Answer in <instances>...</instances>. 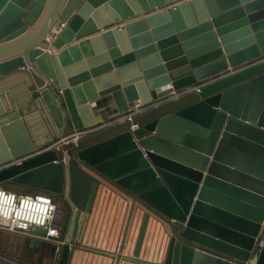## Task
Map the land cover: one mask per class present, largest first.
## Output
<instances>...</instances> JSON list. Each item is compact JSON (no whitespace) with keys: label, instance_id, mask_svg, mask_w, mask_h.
Here are the masks:
<instances>
[{"label":"water","instance_id":"1","mask_svg":"<svg viewBox=\"0 0 264 264\" xmlns=\"http://www.w3.org/2000/svg\"><path fill=\"white\" fill-rule=\"evenodd\" d=\"M262 54L264 0H0V78L19 66L30 78L20 96L0 89V183L63 194L70 208L57 204V234L29 233L65 240L68 263L72 211L83 217L98 182L86 166L134 193L129 218L139 200L170 224L155 264H264V91L250 98L264 89ZM245 63L137 114L135 128L124 120L24 157L66 134L67 119L93 124ZM170 111L207 134H165Z\"/></svg>","mask_w":264,"mask_h":264},{"label":"crops","instance_id":"2","mask_svg":"<svg viewBox=\"0 0 264 264\" xmlns=\"http://www.w3.org/2000/svg\"><path fill=\"white\" fill-rule=\"evenodd\" d=\"M183 12L185 11L183 10ZM44 37L46 38V34ZM91 47H94L92 43ZM224 74L226 73L221 72L218 75L210 76L203 81L209 82L220 77V75L223 76ZM29 79V74L26 68L19 66L16 70L6 73L0 78V89L11 91L13 95L20 96L22 91L25 90L24 87L27 83L26 81ZM167 87L168 84L163 85L160 88L164 89ZM262 90L264 91L263 88H258L254 91V94L250 95L253 102L258 100ZM192 91L194 90L189 92ZM174 97L177 96L149 101L147 103L149 106L144 110L161 101ZM263 100L264 96L262 101ZM91 110L96 118H101L102 114H108L107 111L102 112L99 109L96 111V109H93L92 107ZM110 117L101 119L100 121L107 120ZM161 117L165 127V132H163L177 139H183V135L187 130L191 131V133L186 136V139L190 141H192L193 136H205L208 132L207 128L206 131H204L205 128L203 126L176 114L174 111L161 115ZM110 124L111 123L101 126L85 136L95 133ZM72 129L74 128L72 127L70 120L67 119L66 132H69ZM108 134L110 133H102V137L107 136ZM49 148L54 147L46 146L37 149L36 152H31L24 157L31 156ZM240 166H242V163ZM84 168L93 175L98 182L90 209L86 211L85 214L83 213V217L78 218V212L75 216V211H72L73 217L69 224L70 229H68L70 231L69 237H74L76 234V236L79 237V243L73 248L67 264L163 263L166 256L169 237L172 233L170 224L159 214L142 204L139 200H135L132 214L129 218L134 193L122 186L115 179L99 172L93 167L85 166ZM222 192V196L230 195L228 193L225 194L224 191ZM53 194L54 196H61L56 202L63 207V213L70 209L64 203L63 194ZM218 207L226 212L236 213L226 206L221 205ZM2 229V234L0 235V250L8 252L9 255L0 256V258H5L16 263L24 262L25 264V260L19 259L16 257V254L22 252L21 246L26 242L30 252L36 253V262L44 260L46 261V264H60V255L65 240H62L60 243L35 233L11 231L4 227H2ZM57 244L61 246H58ZM11 252H13L14 255Z\"/></svg>","mask_w":264,"mask_h":264},{"label":"built area","instance_id":"3","mask_svg":"<svg viewBox=\"0 0 264 264\" xmlns=\"http://www.w3.org/2000/svg\"><path fill=\"white\" fill-rule=\"evenodd\" d=\"M58 29V27L55 28L56 31H58ZM47 37H50V35L48 34ZM258 60H264V54L256 61ZM248 64L250 63L241 64L236 67L229 66L225 73L234 72ZM202 83L205 82L199 81L175 89L169 97L178 96L191 90H197ZM147 103L135 105L121 113L111 116L107 120L74 128L48 146H52L55 149L61 148L64 143L70 140L76 141L78 138L109 123L112 124L129 120L130 127L135 128L139 125L135 117L140 111L149 106ZM56 209L57 202L54 194L50 191L37 189L35 191L19 192L0 184V226L7 230L29 233V230L34 226H43L47 234H57L58 225Z\"/></svg>","mask_w":264,"mask_h":264},{"label":"rangeland","instance_id":"4","mask_svg":"<svg viewBox=\"0 0 264 264\" xmlns=\"http://www.w3.org/2000/svg\"><path fill=\"white\" fill-rule=\"evenodd\" d=\"M1 184L8 187V188L19 191V192H28V191H31V189H32L28 184H25V183H22L19 181H15V180H3V181H1ZM60 198H61L60 195L55 196L56 200H59ZM1 230H3L2 226H0V235L2 234ZM21 250H22V252H19L18 254H16L17 255L16 257H18L19 259L25 260V264H39V263L40 264H46V261H44V260H41L40 262H36L37 261L36 260V257H37L36 253L30 252V249L27 246L26 242L22 244ZM11 253L13 254V252H11ZM8 255H9L8 252H6L4 250H0V256H8ZM44 257H45V255H44ZM22 264H24V262Z\"/></svg>","mask_w":264,"mask_h":264}]
</instances>
